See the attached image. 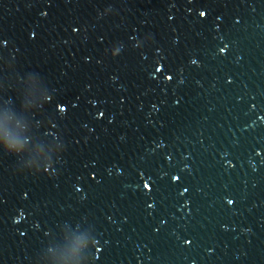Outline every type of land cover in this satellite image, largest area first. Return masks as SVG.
I'll list each match as a JSON object with an SVG mask.
<instances>
[{
	"label": "water",
	"instance_id": "obj_1",
	"mask_svg": "<svg viewBox=\"0 0 264 264\" xmlns=\"http://www.w3.org/2000/svg\"><path fill=\"white\" fill-rule=\"evenodd\" d=\"M0 264H264V0H0Z\"/></svg>",
	"mask_w": 264,
	"mask_h": 264
},
{
	"label": "snow or ice",
	"instance_id": "obj_2",
	"mask_svg": "<svg viewBox=\"0 0 264 264\" xmlns=\"http://www.w3.org/2000/svg\"><path fill=\"white\" fill-rule=\"evenodd\" d=\"M190 2H191V0H190ZM200 15H201L202 17H203V16H205V12L201 11V12H200ZM224 48H225V47H224ZM224 48H221V49H224ZM225 50H226V49H225ZM192 63H193V64H195V63H196V61H195V60H193V61H192ZM62 111H64V109H62ZM142 178H143V177H142ZM174 179H176V178L174 177ZM144 187H145V188H148V187H149V184H148V183H145V184H144ZM228 203H230V204H231V203H232V201H231V200H229V201H228ZM186 243H188V241H186Z\"/></svg>",
	"mask_w": 264,
	"mask_h": 264
},
{
	"label": "clouds",
	"instance_id": "obj_3",
	"mask_svg": "<svg viewBox=\"0 0 264 264\" xmlns=\"http://www.w3.org/2000/svg\"><path fill=\"white\" fill-rule=\"evenodd\" d=\"M73 31H76V29H73ZM227 47H228V46L225 45V48H224V49H220V52L223 53ZM98 251H99V249H98Z\"/></svg>",
	"mask_w": 264,
	"mask_h": 264
}]
</instances>
